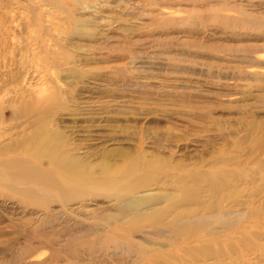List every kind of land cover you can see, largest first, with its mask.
Segmentation results:
<instances>
[{
  "label": "rangeland",
  "instance_id": "rangeland-1",
  "mask_svg": "<svg viewBox=\"0 0 264 264\" xmlns=\"http://www.w3.org/2000/svg\"><path fill=\"white\" fill-rule=\"evenodd\" d=\"M0 264H264V0H0Z\"/></svg>",
  "mask_w": 264,
  "mask_h": 264
},
{
  "label": "bare ground",
  "instance_id": "bare-ground-1",
  "mask_svg": "<svg viewBox=\"0 0 264 264\" xmlns=\"http://www.w3.org/2000/svg\"><path fill=\"white\" fill-rule=\"evenodd\" d=\"M78 1H79V0H78ZM51 99H52V98H51ZM58 148H59V146H57L56 148L54 147L53 149H51V150L49 151V156L51 155V156H54V157L57 158V157H58V156H57L58 153H56V150H57ZM47 155H48V154H47ZM65 158H66V157H65ZM60 159H61V158H60ZM69 159H70V158H69ZM66 160H67V159H66ZM134 160H135V159H134ZM55 161H56V160H55ZM59 161H60V160H59ZM63 161H64V159H63ZM56 162H57V161H56ZM64 162L67 163L66 161H64ZM71 162H72V161H71ZM74 162H75V161H74ZM135 162H138V160L134 161L133 164H132L131 161H130L129 163H131V165L134 166V165H135V164H134ZM58 163H59V162H58ZM65 163H64V164H65ZM69 163H70V161H68V164H69ZM54 164H55V163H54ZM60 164L62 165V163H60ZM60 164L57 165V166H59V168L61 169V167H60L61 165H60ZM74 164H75V163H74ZM136 164H137V163H136ZM17 165H19V166H17V170H15V172L13 171V172H14V173H12L13 176H14V174H15V178H18L19 180H21V181H23V182H24L25 180L28 181L27 178L30 177V175H32V174H27L28 172L26 173V172L20 171V169L23 170L22 167H23L24 165H21L20 163H17ZM66 165H67V164H66ZM66 165H65V166H66ZM131 165H129V167H130ZM62 166H63V168H64V165H62ZM79 166H81V165H79ZM68 167H69V165H67V168H68ZM106 167H107V166H106ZM129 167H126L125 169H130V170H131V168H129ZM134 167H135V166H134ZM136 167H138V166H136ZM25 168H26V167H25ZM25 168H24V169H25ZM33 168H34V167H33ZM26 169H28V168H26ZM26 169H25V170H26ZM29 169L31 170L32 168H29ZM35 169H37V168H35ZM75 169H78V168L75 167ZM102 169H103V168H102ZM125 169H124V170H125ZM134 169H136V168H134ZM134 169H133V170H134ZM61 170H62V169H61ZM64 170H66V169L64 168ZM120 170H121V169H120ZM32 171L35 172L34 169H32ZM32 171H30V172L33 173ZM67 171H68V170H66V172H67ZM69 171H70V169H69ZM71 171H72V170H71ZM71 171H70V172H71ZM104 171H106V170H105V166H104ZM128 171H129V170H128ZM128 171H127V172H128ZM63 172H64V171H63ZM124 172H125V171H124ZM35 173H38V172H35ZM39 173H40V171H39ZM39 173H38V175H39ZM41 173H42V172H41ZM77 173H78V172H77ZM120 173H121V172H120ZM10 174H11V173H10ZM67 174H68V173H67ZM125 174H126V173H125ZM43 175H44V174H43ZM69 175H70V174H69ZM71 175H72V174H71ZM11 176H12V175H11ZM13 176H12V177H13ZM32 176H33V175H32ZM46 176H47V175H46ZM64 176H65V172H64ZM73 176H74V175H73ZM36 177H37V175H36ZM38 177H39V176H38ZM44 177H45V176H44ZM47 177H48V176H47ZM49 177H50V176H49ZM49 177H48V178H49ZM30 178H31V177H30ZM51 178H53V177H51ZM37 179L39 180L40 177L37 178ZM45 179H46V178H45ZM77 179H79V178L77 177ZM29 180H30V179H29ZM42 180H43V179H42ZM42 180H41V181H42ZM75 180H76V179H75ZM48 181H50V180H48ZM48 181H47V182H48ZM51 181H53V180H51ZM51 181H50V182H51ZM53 182H54V181H53ZM53 182H52V183H53ZM108 182H109V181H108ZM48 183H49V182H48ZM43 184H45L46 187H49V186H47L46 183H43ZM50 184H51V183H49V185H50ZM126 184H128V182H127ZM126 184H124V185H126ZM40 185H42V184H40ZM58 185H59V184H56V185H55V183L53 184V186H56V187H57ZM128 185H129V184H128ZM133 186H134V185H132V187H133ZM56 187H55V188H56ZM123 187H124V186H123ZM126 187H127V186H126ZM126 187H124V188L126 189ZM127 188H128V187H127ZM129 188H131V187H129ZM126 190H127V189H126ZM48 193H50V192H48ZM62 195H63V192H62V194H61L60 196H62ZM47 196H48V195H47ZM66 197H67V194H66ZM72 198H73V197H72ZM65 199H66V198H65ZM69 199H70V198H69ZM61 200H62V199H61ZM51 201H52V200H51ZM63 201H64V200H63ZM48 202H49V201H48ZM64 202H65V201H64ZM154 208H155V207H154ZM167 208H168V206H167ZM152 209H153V208H152ZM165 209H166V208H165ZM168 209H169V208H168ZM161 211H164V209L161 210ZM166 212H167V209H166ZM168 212H169V211H168ZM175 213H176V212H175ZM160 214H162V213L160 212ZM164 214H165V213H163V216H164ZM176 214H177V213H176ZM176 214H175V215H176ZM172 215H173V214H172ZM153 216H154V215H153ZM156 216L158 217L159 214L157 213ZM156 216H155V217H156ZM173 216H174V215H173ZM176 216L179 217V214H177ZM176 216H174L173 218L175 219ZM155 217H154V218H155ZM157 217H156V218H157ZM159 217H160V216H159ZM161 217H162V216H161ZM161 217H160V218H161ZM178 217H176V219H177ZM156 218H155V220H157ZM174 219H173V220H174ZM162 220H163V218H162ZM177 220H178V219H177ZM177 220H176V221H177ZM160 221H161V220H160ZM168 221H169V220H167V222H168ZM171 221H172V220H171ZM156 222H157V221H156ZM161 222H162V221H161ZM161 222H160V224H161ZM169 222H170V221H169ZM173 222H175V220H174ZM153 223H154V222H153ZM162 223H163V222H162ZM164 223H165V221H164ZM164 223H163L162 225H165V226H166V225H169V223H167V224H164ZM175 224H176V222H175ZM175 224H174V225H175ZM174 225H173V226H174ZM178 225H179V224H178ZM170 226H172V224H171ZM176 226H177V224H176ZM179 226H180V225H179ZM179 226H178V228L180 229Z\"/></svg>",
  "mask_w": 264,
  "mask_h": 264
}]
</instances>
